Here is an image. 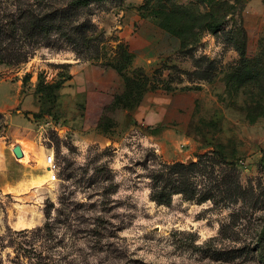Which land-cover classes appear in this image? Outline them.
Here are the masks:
<instances>
[{
	"label": "rangeland",
	"instance_id": "1",
	"mask_svg": "<svg viewBox=\"0 0 264 264\" xmlns=\"http://www.w3.org/2000/svg\"><path fill=\"white\" fill-rule=\"evenodd\" d=\"M72 1L0 0V264H264V0Z\"/></svg>",
	"mask_w": 264,
	"mask_h": 264
},
{
	"label": "crops",
	"instance_id": "2",
	"mask_svg": "<svg viewBox=\"0 0 264 264\" xmlns=\"http://www.w3.org/2000/svg\"><path fill=\"white\" fill-rule=\"evenodd\" d=\"M74 69L75 71L72 73L73 76L68 81V84L76 82L83 86L82 88L87 87L86 91H96V87L107 82V75L104 73V69L99 65H77V63H75ZM0 87V113L6 116L8 124L7 135L12 138V140L14 141L13 146L15 147V145H18L17 142L29 140L30 135L28 134L27 127H25L27 126L26 120L22 118V114L16 113L13 110L21 102V100L19 99L18 91H13V87L8 82H1ZM64 90H67V88H64ZM28 100L29 99H27L26 102H28ZM22 150L25 156L23 147Z\"/></svg>",
	"mask_w": 264,
	"mask_h": 264
},
{
	"label": "trees",
	"instance_id": "3",
	"mask_svg": "<svg viewBox=\"0 0 264 264\" xmlns=\"http://www.w3.org/2000/svg\"><path fill=\"white\" fill-rule=\"evenodd\" d=\"M91 1L92 0H73L72 4L74 6H88ZM28 12L30 18L33 21V24L37 25V21L42 17L37 15L36 10L34 9L29 8ZM211 29L215 30L216 27L212 26ZM187 168H189V166L183 163H177L172 165L171 167H168L169 172H164V174H157L154 177V181L156 180V185L151 193L152 199L158 204H169L172 201L173 195L178 193H185L189 199L194 198V190H192V188L190 189V184L188 185V180L183 173V170ZM186 185L188 186V189L186 187H183Z\"/></svg>",
	"mask_w": 264,
	"mask_h": 264
},
{
	"label": "built area",
	"instance_id": "4",
	"mask_svg": "<svg viewBox=\"0 0 264 264\" xmlns=\"http://www.w3.org/2000/svg\"><path fill=\"white\" fill-rule=\"evenodd\" d=\"M45 162L50 169H53L55 165V156L53 152H48L45 158ZM53 171V170H52Z\"/></svg>",
	"mask_w": 264,
	"mask_h": 264
},
{
	"label": "water",
	"instance_id": "5",
	"mask_svg": "<svg viewBox=\"0 0 264 264\" xmlns=\"http://www.w3.org/2000/svg\"><path fill=\"white\" fill-rule=\"evenodd\" d=\"M13 153L17 158H22L24 156V152L20 145H15V147L13 148Z\"/></svg>",
	"mask_w": 264,
	"mask_h": 264
}]
</instances>
